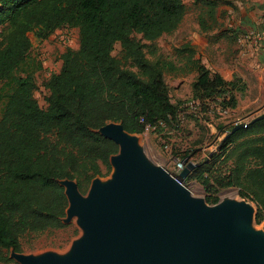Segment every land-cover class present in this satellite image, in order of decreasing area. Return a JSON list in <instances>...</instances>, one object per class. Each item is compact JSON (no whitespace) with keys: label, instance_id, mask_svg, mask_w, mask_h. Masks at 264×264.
Instances as JSON below:
<instances>
[{"label":"trees","instance_id":"1","mask_svg":"<svg viewBox=\"0 0 264 264\" xmlns=\"http://www.w3.org/2000/svg\"><path fill=\"white\" fill-rule=\"evenodd\" d=\"M202 1L207 17L216 21L219 0ZM185 13L184 0H0V85L13 86L0 117V261H11V250L21 252L25 235L65 227L61 219L68 202L57 180H74L83 190L110 168L109 158L118 147L95 130L109 122L137 135L147 126L176 127L179 107L171 102L162 63L149 62L132 35L152 43L174 32ZM66 27L78 30L79 45L60 55L59 71L45 80L43 109L35 96L38 68L26 62L28 33L36 30L45 39ZM229 27L227 34L235 36ZM117 44L120 58L113 55ZM187 52V63L197 74L191 84L193 101L202 110L211 105L235 109L238 80L225 81L196 61L194 51ZM196 154L186 149L178 160L194 162ZM212 159L199 163L184 182L199 183L210 205L219 201V189L238 188L257 205L255 222L260 223L264 119L230 135ZM228 162L225 173L220 168Z\"/></svg>","mask_w":264,"mask_h":264},{"label":"water","instance_id":"2","mask_svg":"<svg viewBox=\"0 0 264 264\" xmlns=\"http://www.w3.org/2000/svg\"><path fill=\"white\" fill-rule=\"evenodd\" d=\"M262 119L236 124L223 141ZM94 132L118 147L111 176L92 179L85 194L74 180H57L68 202L61 222L74 221L81 235L63 253L11 250L17 264H264V224L254 227L250 203L226 197L209 205L183 184L199 163L186 158L171 175L120 123Z\"/></svg>","mask_w":264,"mask_h":264},{"label":"rangeland","instance_id":"3","mask_svg":"<svg viewBox=\"0 0 264 264\" xmlns=\"http://www.w3.org/2000/svg\"><path fill=\"white\" fill-rule=\"evenodd\" d=\"M184 4L186 7L184 19L174 32L163 35L152 43L143 40L139 34L132 35L143 46L145 58L149 62L162 63V78L168 87L171 102L179 107L178 121L173 129L164 127L144 132L141 135L133 134L139 137L140 144L143 145L151 160L168 172L174 169L175 160L186 149L197 151L194 163L212 162V156L220 152L223 140L232 127L238 123L250 122L264 113V19L261 25L251 29L252 33H248L249 29L237 28L238 12L229 8L225 1L220 2L217 7L216 21L207 17L205 14L207 7L202 0H184ZM229 24L234 27L235 36L227 34ZM64 29L68 31L69 36L66 43L60 40L62 33H65L60 30ZM60 30L58 35L54 36L53 33L49 39H41L36 30L28 33L31 49L26 62L27 67L38 68L35 71L36 82L39 86L36 99L43 109L46 107L44 100L46 92L43 90L46 77L50 70L51 74L58 72L60 55L66 49L76 50L79 45L77 29L72 30L66 27ZM188 48L194 51L195 60L212 73L220 71L238 80L239 86L235 92L238 105L235 109L222 111L211 105L208 109L202 110L199 102L193 101L190 84L196 77V72L190 63H187ZM113 55L120 58L118 44L114 47ZM129 69L136 73L139 72L135 67H129ZM12 87L10 82L0 85V117L6 102V95ZM192 101L196 104L191 105ZM230 149L231 146L228 147V150ZM230 167L231 164L228 162L220 169L226 173ZM111 174L110 166L109 169H103V176L99 177L105 180ZM183 184L194 197L205 199L206 193L199 183L186 181ZM89 185L80 191L85 194ZM216 196L219 201L226 197L246 201L254 207L255 214L257 213V205L249 197L241 196L238 188H221ZM262 216L260 223L257 224L255 221L253 223L256 229H260L264 224L263 210ZM64 226L57 230L25 235L20 240L22 248L18 253L39 254L45 251L57 253L67 251L72 241L81 235V231L74 221ZM9 255L10 252L7 256L11 261H0V264H17Z\"/></svg>","mask_w":264,"mask_h":264},{"label":"crops","instance_id":"4","mask_svg":"<svg viewBox=\"0 0 264 264\" xmlns=\"http://www.w3.org/2000/svg\"><path fill=\"white\" fill-rule=\"evenodd\" d=\"M224 1L226 2L227 5H229V8L235 9L236 12H238L237 14L239 15V23L241 25V27H240L241 30L246 28V29H249L248 33H252L251 29H253V27L262 24L263 19H264V0H219V2H221V3H223ZM61 29H63V28H61ZM71 29L76 30L75 28H71ZM59 30L60 29H57L54 32V36H55V34H57L59 32ZM237 30H239V29H237ZM60 31H62V30H60ZM50 37H51V35L48 37V39ZM256 37H258V36H256ZM253 38H254V36H253ZM60 66H61V60H60ZM60 66H59V69H60ZM216 73H218L225 81H232L233 80L231 75L228 76V75H226L220 71L216 72ZM46 78H48V77H46ZM192 82H191V84H192ZM191 84H190V87H191ZM35 96H36V94H35ZM191 96H192V93H191ZM216 109L221 110L219 107H216ZM226 110H229V109H226Z\"/></svg>","mask_w":264,"mask_h":264},{"label":"built area","instance_id":"5","mask_svg":"<svg viewBox=\"0 0 264 264\" xmlns=\"http://www.w3.org/2000/svg\"><path fill=\"white\" fill-rule=\"evenodd\" d=\"M65 30V29H64ZM62 30V32H65V33H62V32H60V33H62V36H60V40L63 42V43H66V42H68V40H69V36H68V34H67V30ZM59 33H57V35H58ZM60 41V42H61ZM51 70H50V72H49V75H48V77L51 75ZM193 103H195V102H191L190 104L192 105ZM196 104V103H195ZM223 111H225V110H223ZM156 129V127H149V126H147L146 128H145V132H149V131H153V130H155ZM184 164H183V160L181 161V160H178V159H176L175 160V166H174V169L172 170V171H170L169 173L171 174V175H178L183 169H184Z\"/></svg>","mask_w":264,"mask_h":264}]
</instances>
